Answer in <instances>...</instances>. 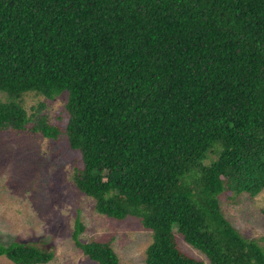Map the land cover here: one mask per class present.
<instances>
[{
	"label": "trees",
	"instance_id": "obj_1",
	"mask_svg": "<svg viewBox=\"0 0 264 264\" xmlns=\"http://www.w3.org/2000/svg\"><path fill=\"white\" fill-rule=\"evenodd\" d=\"M66 92L50 125L25 93ZM0 131L64 135L71 173L97 214L150 231L143 264H264V251L223 217L218 195L264 189V0H0ZM207 161L204 163V161ZM70 238L96 264L109 243ZM12 264L53 252L0 242Z\"/></svg>",
	"mask_w": 264,
	"mask_h": 264
},
{
	"label": "rangeland",
	"instance_id": "obj_2",
	"mask_svg": "<svg viewBox=\"0 0 264 264\" xmlns=\"http://www.w3.org/2000/svg\"><path fill=\"white\" fill-rule=\"evenodd\" d=\"M4 99L0 93V101ZM65 101L66 92L52 100L34 93L21 97L26 111L42 103L46 121L61 131L67 121ZM79 166V154L69 148L62 134L52 140L27 131H0V242H27L51 250L53 257L45 264H96L70 238L77 216L84 227L78 236L81 242H107L119 264H143L150 231L132 216L117 220L97 214L93 199L71 181L72 170ZM228 196V192L218 195L223 217L264 251V189L252 197ZM173 237L182 253L209 264L178 233L173 232ZM0 264L12 263L0 256Z\"/></svg>",
	"mask_w": 264,
	"mask_h": 264
}]
</instances>
